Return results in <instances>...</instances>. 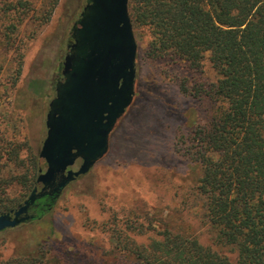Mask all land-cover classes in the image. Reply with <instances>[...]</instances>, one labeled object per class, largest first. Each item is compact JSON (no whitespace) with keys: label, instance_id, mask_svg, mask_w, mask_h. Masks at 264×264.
Segmentation results:
<instances>
[{"label":"rangeland","instance_id":"obj_1","mask_svg":"<svg viewBox=\"0 0 264 264\" xmlns=\"http://www.w3.org/2000/svg\"><path fill=\"white\" fill-rule=\"evenodd\" d=\"M86 1L0 0L4 173L24 170L14 168L8 151L18 149L27 165L40 150L71 28ZM133 32L135 94L110 133L107 153L68 184L47 213L0 231V264L20 260L38 246L44 264H132L138 262L137 247L159 237L166 224L189 226L201 244L234 258L229 247L214 243L193 202L201 170L192 154L197 146L190 129L206 123L216 106L211 97L192 94L217 79L208 54L197 68L173 56L153 59L147 56V31L133 26ZM29 192L20 184L7 191L19 203Z\"/></svg>","mask_w":264,"mask_h":264},{"label":"trees","instance_id":"obj_2","mask_svg":"<svg viewBox=\"0 0 264 264\" xmlns=\"http://www.w3.org/2000/svg\"><path fill=\"white\" fill-rule=\"evenodd\" d=\"M128 12L132 25L148 33V57L173 56L197 68L208 54L217 79L192 94H205L216 106L206 123L190 129L201 170L193 202L214 243L235 253L230 258L201 244L189 226L166 224L159 237L137 247L132 264H264V0H129ZM7 153L24 170L4 173L0 166V214L20 202L7 193L13 184L38 186V154L26 165L18 149ZM40 202L32 219L55 201ZM42 250L3 264H44Z\"/></svg>","mask_w":264,"mask_h":264},{"label":"water","instance_id":"obj_3","mask_svg":"<svg viewBox=\"0 0 264 264\" xmlns=\"http://www.w3.org/2000/svg\"><path fill=\"white\" fill-rule=\"evenodd\" d=\"M128 1L88 0L83 6L45 115L36 177L40 188L0 214V231L32 220L36 199L54 202L107 153L110 133L135 94L137 43Z\"/></svg>","mask_w":264,"mask_h":264},{"label":"flooded vegetation","instance_id":"obj_4","mask_svg":"<svg viewBox=\"0 0 264 264\" xmlns=\"http://www.w3.org/2000/svg\"><path fill=\"white\" fill-rule=\"evenodd\" d=\"M87 1H88V0H87ZM87 1H86V2H87ZM74 23H75V22H74ZM60 78H61V65H60V76L57 78V80L60 79ZM57 80H56V81H57ZM38 188H40L39 185H38ZM42 198H43V197H42ZM42 198H38V199L35 200V202L38 203V206L40 205V203H41V202H40V199H42ZM37 203H35V204H37ZM34 209H35V208H34ZM34 209H33V207H32V210H34ZM35 210H37V209H35ZM36 212H37V211H36ZM37 214H38V213H37ZM37 217H39V216H37Z\"/></svg>","mask_w":264,"mask_h":264}]
</instances>
